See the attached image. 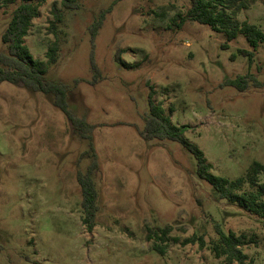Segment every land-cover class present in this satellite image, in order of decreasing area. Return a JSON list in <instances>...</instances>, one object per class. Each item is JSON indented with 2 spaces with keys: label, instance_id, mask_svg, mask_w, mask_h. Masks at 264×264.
<instances>
[{
  "label": "rangeland",
  "instance_id": "rangeland-1",
  "mask_svg": "<svg viewBox=\"0 0 264 264\" xmlns=\"http://www.w3.org/2000/svg\"><path fill=\"white\" fill-rule=\"evenodd\" d=\"M114 1L77 0L78 9L64 11L60 0H46L24 38L33 59L45 63L44 77L68 87L72 114L93 127L90 231L81 221L77 182L92 163L87 140L51 97L0 84V264H225L210 250L215 225L245 236L244 264H264L259 217L217 200L181 145L138 135L152 92L172 124L188 126L184 138L202 151L212 174L234 180L253 162L264 168V88L221 86L245 75L263 83L264 46L248 65L238 54L251 51L242 36L225 43L205 25L176 26L189 0ZM243 2L232 18L264 32L262 0ZM18 3L0 0V35ZM52 6L63 11L54 31ZM108 8L91 42L89 27ZM54 41L57 59L47 64ZM90 56L99 73L95 82ZM258 181L264 184V170ZM165 226L179 242L168 243L160 256L146 229ZM193 234L204 236V248L179 244Z\"/></svg>",
  "mask_w": 264,
  "mask_h": 264
},
{
  "label": "trees",
  "instance_id": "trees-1",
  "mask_svg": "<svg viewBox=\"0 0 264 264\" xmlns=\"http://www.w3.org/2000/svg\"><path fill=\"white\" fill-rule=\"evenodd\" d=\"M46 0H19V3L11 11L5 29L0 35V42L4 45V51L0 52V84L8 83L21 87L29 92L41 93L52 99V105L59 110L67 119L71 127L79 136L87 140L92 158L91 166L84 174L77 176V182L81 190V211L83 214L82 223L88 231L92 228V220L96 211V191L92 180V172L96 170V155L92 146L90 133L93 129L83 119L76 118L68 108L67 94L68 87L61 82L49 81L44 77L43 66L45 63L33 59L27 47L24 45V38L27 36L31 21L38 16V10ZM120 0H115L114 3ZM264 8V0H262ZM60 7L64 11H74L79 8L77 0H60ZM245 8L243 0H189V8L184 17L178 15V28L185 21L195 22L207 26L212 32L222 33L225 43L233 41L238 35L242 36L251 51L238 50V54L247 58L248 65L252 62L253 53L261 46H264V32L254 25L238 23L232 17ZM111 8L101 11L89 27L90 41L92 42L102 26L105 16ZM50 22L52 31L62 23L63 11L52 6ZM226 49V46H222ZM58 45L54 41L46 52V63H54L57 59ZM114 61L123 65L118 55ZM90 70L94 82L99 73L93 62L92 56L89 59ZM250 85L254 88H264V82L259 83L252 77L238 76L233 80H225L221 86L230 87L238 92L245 91ZM153 93L148 94V111L142 116L143 129L138 133L144 141H170L178 143L189 153L195 162V176L200 181L207 183L215 197L219 201H226L239 209L259 217L264 228V184L259 183L258 175L264 168L253 162L246 170L244 176L234 180H228L211 173L212 166L206 162L202 151L194 144L184 138L188 130L186 125H174L169 117L165 115L163 108L152 102ZM247 187V190L244 188ZM216 238L210 244V250L216 259L223 258L225 264H244L247 257L243 255L240 248L247 244L244 235L235 236L233 232L224 233L218 225L214 227ZM172 228H147L146 240L152 241L151 250L163 256L168 243L177 244L178 238L170 237ZM249 243L253 241L248 240ZM182 246L197 244L199 249L204 248L203 235L193 234L179 243Z\"/></svg>",
  "mask_w": 264,
  "mask_h": 264
}]
</instances>
